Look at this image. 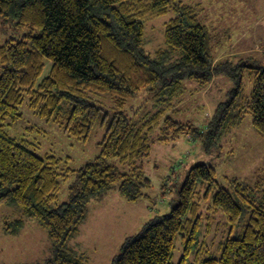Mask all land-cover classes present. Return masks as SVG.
I'll list each match as a JSON object with an SVG mask.
<instances>
[{"label":"trees","instance_id":"obj_1","mask_svg":"<svg viewBox=\"0 0 264 264\" xmlns=\"http://www.w3.org/2000/svg\"><path fill=\"white\" fill-rule=\"evenodd\" d=\"M200 5L183 0H0L1 16L39 30L0 45V203L14 205L22 216L6 222L4 231L18 234L24 217L37 219L53 244L46 260L18 264H85L83 253L68 249V242L78 235L88 203L117 183L128 201L147 196L150 179L144 160L154 142L167 140L157 129L173 128L174 137L201 136L208 149L219 146L220 138L249 113L264 137V65L249 56L215 61L210 31L199 18ZM170 11L175 16L165 23V46L146 53L144 20ZM246 71L253 81L250 95L244 94ZM217 73L227 74L235 87L204 129L168 115L181 100L183 81L207 86ZM143 89L153 93L155 108L129 117L126 103ZM95 93L112 96L111 117L103 113L106 109ZM25 102L80 140H87L98 123L106 124L100 153L78 169L60 172L59 157L37 154L7 128L8 120L22 116ZM70 174L75 182L68 200L59 202L61 177ZM229 184L218 181L217 170L208 162L192 165L171 212L156 215L139 233L126 237L113 264H184L192 254L197 259L208 245L218 213L227 217L230 231L219 242L220 257L202 263L264 264V181L251 185L234 177ZM212 192L204 212L201 200ZM179 234L184 252L175 263Z\"/></svg>","mask_w":264,"mask_h":264},{"label":"rangeland","instance_id":"obj_2","mask_svg":"<svg viewBox=\"0 0 264 264\" xmlns=\"http://www.w3.org/2000/svg\"><path fill=\"white\" fill-rule=\"evenodd\" d=\"M183 1L201 4L199 18L210 31L215 48L242 37L238 47L253 46L251 51L242 56H249L250 61L264 65V0ZM174 16V12L170 11L144 20L146 53L152 54L165 46V23ZM31 32L38 33L39 30L20 26L16 18L0 15V45L9 38H21ZM215 78L216 83L208 89V85L197 80L183 81L181 100L175 103L173 110L168 111V115L181 123L204 129L218 105L229 99V92L235 87L233 80L225 73H217ZM252 90L253 81L246 71L244 94L250 95ZM93 97L107 110H103V113L111 117L113 113L110 108L114 105L112 96L108 93H95ZM154 108L153 93L143 89L128 99L125 113L129 117H140ZM20 110V118L7 121L10 134L26 140L41 156L53 154L59 157L60 172L67 167L78 169L100 153L99 142L106 131V124L103 126L101 122L98 123L87 140H80L66 134L57 122L38 116L27 102L20 106ZM160 126H163L162 123ZM156 132L167 136V140L154 142L150 154L144 160V172L150 179V186L145 189L147 196L137 201H128L119 193L117 183L101 198L88 203V213L80 225L78 235L68 242V249L83 253L85 264H113L126 237L139 233L156 215L170 213L172 206L178 202V190L186 173L194 164L208 162L214 166L218 181L225 186H229V179L234 177L251 185L259 179L264 181V137L254 127L249 113L230 133L220 138L219 146L208 149L203 137L193 133H178L174 137L173 128H159ZM112 161L118 163L117 159ZM61 180L58 201L64 202L68 200L69 187L75 182V175L61 177ZM213 194L201 200L204 212ZM20 217L21 213L14 205L0 203V264L42 262L51 256L52 241L47 229L37 219L24 217L18 234L4 231L6 222L11 224ZM248 217L249 213L246 212L244 222ZM212 225V236L207 247L199 255L196 254L197 259L194 254L187 257L184 264H204L202 262L210 256L220 257L219 242L230 231V225L223 213L216 215ZM234 236H238V230ZM183 252L184 244L179 234L175 240L173 262L179 263Z\"/></svg>","mask_w":264,"mask_h":264},{"label":"crops","instance_id":"obj_3","mask_svg":"<svg viewBox=\"0 0 264 264\" xmlns=\"http://www.w3.org/2000/svg\"><path fill=\"white\" fill-rule=\"evenodd\" d=\"M226 34H229V33H226ZM243 35L244 34H241V36H243ZM228 39H229V37H228ZM257 39H259V38H257ZM241 41H242V37H238L235 41L230 40L229 43L224 45V46H218V48L214 47L215 54H216L215 61H217L218 59H222V58L236 59V58L242 57L243 54H245L246 52H249L253 49V46L252 47H250V46L238 47V44ZM256 42L258 43L259 41L256 40ZM214 78H215V76H214ZM214 78L211 81V83L208 84L207 89L212 88L214 86V84L216 83L217 79L216 78L214 79ZM203 91L205 92L206 89H204Z\"/></svg>","mask_w":264,"mask_h":264}]
</instances>
